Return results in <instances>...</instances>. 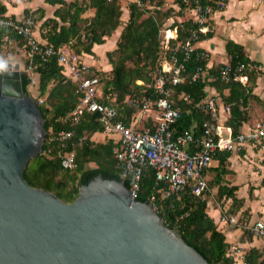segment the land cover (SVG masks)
<instances>
[{
    "label": "trees",
    "instance_id": "trees-1",
    "mask_svg": "<svg viewBox=\"0 0 264 264\" xmlns=\"http://www.w3.org/2000/svg\"><path fill=\"white\" fill-rule=\"evenodd\" d=\"M120 1L46 0L49 3H59L61 6L55 10V17L47 18L41 23L40 28L44 30H41L42 36L47 43L55 47L66 45L78 55H93V45L104 43L105 39L121 25ZM148 1L143 0L142 5L135 1L128 4L129 17L121 29L116 47L106 53L111 65L110 71L103 72L91 68V75H97L100 78L102 89L100 101L116 107L118 115L115 121H122L126 125L130 124L131 116L137 111V108L129 105L127 100L143 95L150 96L164 58L170 59L171 54L175 52L182 60L183 54L180 47L189 39L190 30L199 26V23L190 18H181L187 7L181 0H174L179 7L178 10L166 7L163 0ZM200 1L204 5L210 4L214 8L217 7L216 0ZM148 4L152 7H148ZM90 9L94 10V14L86 16ZM1 12H4V7H0ZM30 14L27 11L25 15ZM169 18L176 19L169 27L177 29V36L170 39L168 47L164 48L162 29L165 26L164 22ZM211 35V31L200 34L198 40ZM7 36L13 37L15 46L22 48L27 65L29 57L25 39L9 29H3L0 31V44L7 42ZM226 52L230 57L228 64L231 78L229 81L224 82L219 78L213 82L205 79L192 81L186 78L184 82L174 86L171 94L172 103L174 107L181 109L183 115L174 123L176 132L193 129L199 135L202 122L209 118V114L200 110L206 95L204 88L208 84H213L220 92L223 89H229V94L223 96L230 108L227 125L232 129L234 137L239 133L242 122L247 119L244 107L252 91L251 83L254 82L256 73L244 72L248 76L246 85L233 80L235 69L239 64L249 62V59L245 56L243 47L231 40L226 42ZM207 60L208 58L199 61L195 55H192L185 62L186 71L193 72L196 66L204 65ZM219 68L210 72L217 74ZM26 73L28 83L24 89L30 95H32L29 91L30 74L36 77L33 86L37 95L34 98L45 119L46 131L49 133L50 130H71L76 154V167L64 169L60 164L56 148L52 152L43 151L46 147L45 142L42 152L32 158L23 171L24 179L28 184L52 192L65 202L73 201L81 185L100 171H106L121 178L123 183L130 187L129 179L123 178L116 167L114 149L118 146V141L106 137L103 141L94 142L91 138L96 132L107 131L106 125L100 121L99 113H86L76 122L60 123L58 121L59 117L69 112L76 104L77 95L75 84L66 77L56 58L51 57L44 61L38 55L32 61L31 71ZM108 93L114 95L113 101L106 97ZM39 99H42L40 104ZM80 138H82L81 141H79ZM230 155V151H218L213 156L219 160L218 166L214 168L217 171L214 182L218 185L217 196L233 198L234 209L235 204L238 206L239 203L234 196L236 187H226L221 184V176L227 171L225 162ZM206 170L203 171L204 175ZM160 186L165 187L163 184ZM192 188L193 185L188 183L177 195L162 198L157 191L154 169L146 167L141 175L137 196L143 202H149V196L156 193V211L159 216L190 241L211 264H226L231 260L227 255L229 244L225 241V235L207 213V192L204 197L197 196ZM248 232L253 234L250 230ZM247 258L253 264H263V261L257 262L253 251H250Z\"/></svg>",
    "mask_w": 264,
    "mask_h": 264
},
{
    "label": "water",
    "instance_id": "water-1",
    "mask_svg": "<svg viewBox=\"0 0 264 264\" xmlns=\"http://www.w3.org/2000/svg\"><path fill=\"white\" fill-rule=\"evenodd\" d=\"M6 59V58H5ZM25 65L0 74V264H211L123 180L100 171L71 202L28 184L46 141Z\"/></svg>",
    "mask_w": 264,
    "mask_h": 264
},
{
    "label": "built area",
    "instance_id": "built-area-1",
    "mask_svg": "<svg viewBox=\"0 0 264 264\" xmlns=\"http://www.w3.org/2000/svg\"><path fill=\"white\" fill-rule=\"evenodd\" d=\"M148 1V0H147ZM165 6L179 9L174 0H163ZM187 5L186 12L193 16L190 18L199 26L190 30L189 39L180 47L183 54L182 60L177 53H172L170 59L164 58L158 77L153 84V92L150 96L132 97L127 100L128 104L137 108L131 116V122L126 125L122 121H115L118 115L116 107L100 101L102 89L100 78L91 75V66L86 63L81 55L70 50L68 46H53L47 42H41L35 36L37 22L34 15H25L15 19L9 15L0 13V31L9 29L14 34L25 39L28 48V64L25 71L30 72L33 59L40 55L44 61L55 57L59 66L62 67L66 77L75 84L77 102L65 115L58 118L60 123L78 121L86 113H99L100 121L107 127V137L118 141L114 149L116 156V167L123 178H128L129 189L138 194L140 179L143 169L151 167L154 169L158 193L162 198H169L177 195L181 189L191 183L192 191L197 196H205L209 190L208 181L203 171L210 166L213 156L218 151L239 152L247 143H261L264 140V121L255 122L246 132H239L235 137L232 129L218 123V110L213 98L202 101L200 110L209 114V118L201 124L199 135L193 129H186L176 132L174 123L182 118V111L174 107L171 99L174 86L181 84L186 78L192 81L205 79L213 82L215 79L227 82L231 78L229 64L220 67L216 73H211L207 66L198 65L194 71H186L185 62L195 55L199 61L208 58V52L197 47L200 34L212 31L210 24L211 16L224 9L228 0H216L217 7L204 5L200 0H181ZM142 5L143 0H135ZM171 2V3H170ZM149 3V1H148ZM170 3V4H168ZM148 7H152L148 4ZM163 47H168L170 39L177 36V29L164 26L162 29ZM13 37L7 36V42ZM5 46V43L2 44ZM261 66L256 62L249 61L241 63L235 69L233 80L243 85L247 84V72H260ZM35 83V78H30ZM138 83H141L138 81ZM183 95V94H182ZM106 97L114 100V95L108 93ZM42 103V99L38 100ZM229 111V106H224ZM151 118L150 127H140L142 120ZM48 134V135H47ZM46 134V147L44 152H52L55 148L60 164L64 169L76 167L75 142L71 130H50ZM82 138L79 139L81 141ZM165 187H161L160 185ZM157 194L149 196V202L157 209ZM220 221L223 223L237 224L238 219L228 216L226 211L221 213ZM246 229L255 235L264 238V220H257L253 225L243 223ZM228 257L231 259L226 264H253L246 255V252L238 245L229 246ZM224 264V263H221Z\"/></svg>",
    "mask_w": 264,
    "mask_h": 264
},
{
    "label": "crops",
    "instance_id": "crops-1",
    "mask_svg": "<svg viewBox=\"0 0 264 264\" xmlns=\"http://www.w3.org/2000/svg\"><path fill=\"white\" fill-rule=\"evenodd\" d=\"M134 1H120L122 14L125 18L121 15L122 23L118 28L122 29L128 20V4ZM60 6L59 3H49L46 0H0V7H4L2 14L15 19L22 18L27 11L33 14L37 22L35 36L43 43L47 41L42 36L44 30L40 28L41 23L47 18L55 17L54 12ZM90 10L92 12L86 16L94 14V10ZM170 19L171 22L168 26L174 21L173 18ZM210 24L213 28L212 35L197 42V47L208 52L207 66L210 70L229 63L230 57L226 52V42L228 40L241 45L249 61L256 62L261 66L260 72H255L256 77L254 82L251 83L252 91L244 107L247 119L242 122L239 132H246L255 122L264 121V0H228L224 9L216 11L211 16ZM118 28L110 37L105 39L104 43L93 45V55H81L82 59L91 68L103 72L110 71L111 65L108 62L106 53L116 47L121 32V29ZM0 57L18 64H25L22 54L17 52L5 55L3 51H0ZM9 57L11 58L9 59ZM204 92L206 94L204 100L213 98L216 103L218 123L228 126L227 120L230 117V108L229 111L224 110V106L229 105L225 103L223 96L229 94V89H223L220 92L213 84H208L204 88ZM151 125V118L144 119L139 123L140 127H150ZM106 137L107 133L105 131L96 132L91 138H99L97 140L103 141ZM112 138L116 139L117 135L113 134ZM218 164L219 160L213 157L210 166L205 171L208 185L213 183L212 191L214 195H217L218 189V185L214 182L217 173L214 168ZM225 169L227 171L221 176V184L226 187H236L234 196L239 202L238 206L235 204L233 209V198L227 196H223L221 199L216 196L215 206L211 205L212 200L207 199L211 191L209 186L206 194L207 213L216 223L217 228L225 235V241L229 246H240L246 252L247 257H249L250 251H253L257 262L263 261L264 264V238L248 232L249 229L243 226V223L251 226L257 220H264V140L261 143H247L239 152H231L225 162ZM224 211L228 216L236 217L238 223L221 222L220 216Z\"/></svg>",
    "mask_w": 264,
    "mask_h": 264
},
{
    "label": "rangeland",
    "instance_id": "rangeland-1",
    "mask_svg": "<svg viewBox=\"0 0 264 264\" xmlns=\"http://www.w3.org/2000/svg\"><path fill=\"white\" fill-rule=\"evenodd\" d=\"M168 4H170V3H168ZM167 7V6H166ZM90 12H92V10H88V12L86 13V15H88V14H90ZM193 15L190 13V12H186V11H184V13H183V16L181 17L182 19H189V18H191ZM122 17L123 18H125L124 16H123V14H122ZM174 20H176L175 18H174ZM171 22V19L169 18V19H167L164 23L166 24V26H168L169 25V23ZM123 25V24H122ZM118 29H121V28H118ZM12 41L11 42H5V46L4 45H2V44H4V43H1L0 44V51H3V54H5V55H10V54H12V53H14V52H17V53H19V54H22V59L24 60V55H23V53H24V51L22 50V48H20L19 46H15V44L13 43V41H14V39L12 38L11 39ZM13 43V44H12ZM31 75V77H33V75L32 74H30ZM36 79V78H35ZM34 83L33 82H30V86H29V91H30V93L32 94V96L33 97H35L36 95H37V91H36V89L34 88ZM97 139H99V138H92V140L94 141V142H97V141H99V140H97ZM210 189H211V191L209 192V196H208V198L207 199H211L212 200V203H211V205H214L215 206V198H216V196L217 195H214V192L212 191V188L214 187L213 186V183H211L210 185ZM221 199V198H220ZM218 201H220V200H218Z\"/></svg>",
    "mask_w": 264,
    "mask_h": 264
},
{
    "label": "clouds",
    "instance_id": "clouds-1",
    "mask_svg": "<svg viewBox=\"0 0 264 264\" xmlns=\"http://www.w3.org/2000/svg\"><path fill=\"white\" fill-rule=\"evenodd\" d=\"M11 57H9L10 59ZM9 71V60L3 57H0V74Z\"/></svg>",
    "mask_w": 264,
    "mask_h": 264
}]
</instances>
